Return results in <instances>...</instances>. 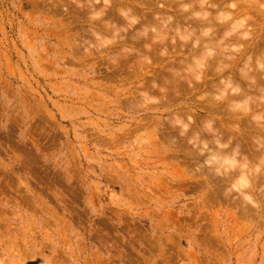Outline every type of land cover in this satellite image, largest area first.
Segmentation results:
<instances>
[{"label":"rangeland","instance_id":"rangeland-1","mask_svg":"<svg viewBox=\"0 0 264 264\" xmlns=\"http://www.w3.org/2000/svg\"><path fill=\"white\" fill-rule=\"evenodd\" d=\"M84 16L0 0V264H264V213L206 190L131 115L160 73L84 56Z\"/></svg>","mask_w":264,"mask_h":264},{"label":"clouds","instance_id":"clouds-1","mask_svg":"<svg viewBox=\"0 0 264 264\" xmlns=\"http://www.w3.org/2000/svg\"><path fill=\"white\" fill-rule=\"evenodd\" d=\"M70 3L85 13L74 41L84 56L160 73L131 96V115L151 116L149 134L166 135L206 190L264 213V0Z\"/></svg>","mask_w":264,"mask_h":264},{"label":"bare ground","instance_id":"bare-ground-1","mask_svg":"<svg viewBox=\"0 0 264 264\" xmlns=\"http://www.w3.org/2000/svg\"><path fill=\"white\" fill-rule=\"evenodd\" d=\"M162 137V136H161ZM166 138V137H165ZM163 139V138H162ZM244 212V211H243Z\"/></svg>","mask_w":264,"mask_h":264}]
</instances>
